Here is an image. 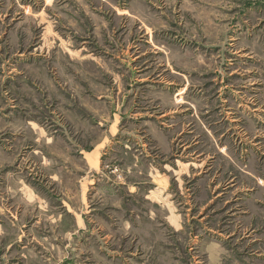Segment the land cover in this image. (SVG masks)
<instances>
[{"label": "rangeland", "instance_id": "374dc122", "mask_svg": "<svg viewBox=\"0 0 264 264\" xmlns=\"http://www.w3.org/2000/svg\"><path fill=\"white\" fill-rule=\"evenodd\" d=\"M0 233V264H264V0H0Z\"/></svg>", "mask_w": 264, "mask_h": 264}, {"label": "crops", "instance_id": "0c3cea01", "mask_svg": "<svg viewBox=\"0 0 264 264\" xmlns=\"http://www.w3.org/2000/svg\"><path fill=\"white\" fill-rule=\"evenodd\" d=\"M1 233H2V232H1ZM1 233H0V234H1ZM9 263H10V262L8 261V262H7V263H5V264H9ZM10 264H11V263H10Z\"/></svg>", "mask_w": 264, "mask_h": 264}]
</instances>
